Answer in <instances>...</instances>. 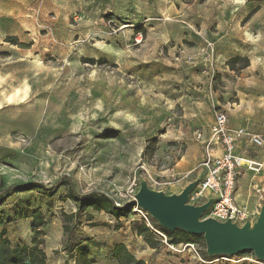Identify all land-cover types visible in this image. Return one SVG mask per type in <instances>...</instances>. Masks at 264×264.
<instances>
[{"label":"rangeland","instance_id":"1","mask_svg":"<svg viewBox=\"0 0 264 264\" xmlns=\"http://www.w3.org/2000/svg\"><path fill=\"white\" fill-rule=\"evenodd\" d=\"M237 57L249 66L232 71L227 62ZM218 112L230 129L264 138V0H0L4 187L64 180L117 207L133 202L143 182L172 195L204 176V142ZM247 146L251 159L264 160V147ZM247 163L238 189L255 196L242 205L252 217L264 208V162ZM67 195L66 186L53 196L9 194L0 203V231L13 247L31 246L29 216L39 209L48 264H74L77 245L95 264H118L119 245L144 264H202L154 233L152 248L137 235L133 210L121 219L93 209L77 214ZM63 213L75 214L70 236ZM193 242L202 258H220L207 256L204 237Z\"/></svg>","mask_w":264,"mask_h":264},{"label":"built area","instance_id":"2","mask_svg":"<svg viewBox=\"0 0 264 264\" xmlns=\"http://www.w3.org/2000/svg\"><path fill=\"white\" fill-rule=\"evenodd\" d=\"M201 138L202 136L199 135ZM245 141L249 146L264 147V138L261 135L249 133L246 129L232 130L229 128V120L226 114L218 112L215 114V121L211 126V137L204 142L206 145V156L201 164L205 172V177L200 180L189 196V202L204 204L210 199H214L209 209V217L219 222L232 221L238 225H243L251 220V216L245 208H240L236 204L235 192L237 187L240 169L243 167L244 159L237 154V148L241 142ZM215 148L222 150L220 155H214ZM251 163V162H250ZM135 214L140 217V221L171 248L175 245L168 243L167 237L161 233L159 227L154 223L151 215L143 209L135 206ZM195 243L179 244L181 250H192L198 262L202 264H212L215 260L202 258ZM228 262L229 258L222 256L219 259ZM242 261L249 264H264L255 256L244 257Z\"/></svg>","mask_w":264,"mask_h":264},{"label":"trees","instance_id":"3","mask_svg":"<svg viewBox=\"0 0 264 264\" xmlns=\"http://www.w3.org/2000/svg\"><path fill=\"white\" fill-rule=\"evenodd\" d=\"M244 63L240 70H243L249 66V60L247 58H233L227 62V65L232 71H237V64ZM238 70V71H240ZM68 187L67 200H71L77 208V214L87 211L88 209H93L96 212H105L112 215L117 219L127 217L130 211L133 210V206L130 204L124 206H116L115 201L105 195L99 193H90L86 195L78 194L70 182H65L61 180L53 187H47L40 183H27L11 185L8 187L3 186V181L0 174V203L4 202L9 194L13 193H25L36 190H41L50 196L61 187ZM63 216V229L65 234L71 235L73 228L68 226V223L75 218V214H62ZM33 219L32 232L34 237L32 239V245H20L13 247L10 240L7 238V232L5 229L0 231V264H48L47 255L42 245L44 244L41 237L45 235V228L47 227V221L41 210L37 209L31 212L29 216ZM4 225V220L0 217V226ZM152 231L146 226L145 223L141 222V225L137 229V235L144 237L145 241L152 247L157 248L156 243L152 242V237L150 236ZM168 237V242L170 245L188 244L193 237H203L193 234H189L180 229H176L173 232H166ZM194 243V242H193ZM196 244V243H195ZM78 252L77 264H93L94 260L89 258V251L80 245L76 246ZM67 253H72L73 249H66ZM113 258L118 264H144L142 261H138L134 256L127 250L124 245H119L114 252ZM207 260H209L207 258Z\"/></svg>","mask_w":264,"mask_h":264},{"label":"water","instance_id":"4","mask_svg":"<svg viewBox=\"0 0 264 264\" xmlns=\"http://www.w3.org/2000/svg\"><path fill=\"white\" fill-rule=\"evenodd\" d=\"M197 184V181L189 184L181 194L166 195L150 189L143 182L130 205L148 212L162 228L170 232L180 229L203 236L209 258L251 252L264 262V208L255 222L247 221L241 226L232 221L219 222L210 217L203 218L214 199L200 205L189 204L190 193Z\"/></svg>","mask_w":264,"mask_h":264},{"label":"crops","instance_id":"5","mask_svg":"<svg viewBox=\"0 0 264 264\" xmlns=\"http://www.w3.org/2000/svg\"><path fill=\"white\" fill-rule=\"evenodd\" d=\"M214 123V122H213ZM246 146H247V144H246V142H242L239 146H238V148H237V154L239 155V156H241L243 159H244V161L245 162H264V160L263 159H261L260 157L258 158V159H251L250 158V155H251V152H249V150H248V146H247V148H246ZM220 152V151H219ZM221 154V153H220ZM205 177V172H204V176L202 177V179ZM239 178V177H238ZM201 179V180H202ZM184 189H181V191H179V192H173L172 193V195L173 194H181V192L183 191ZM236 192H237V194H236ZM236 192H235V199H236V204H237V206H239L240 208L242 207L243 208V206L245 205V198H246V196L248 195V191H247V189L246 188H244V186H242V187H240L239 189H238V181H237V187H236ZM252 197H255L252 193L251 194H249L248 195V199H251ZM252 199H254V198H252ZM243 205V206H242ZM253 204H251V206L250 207H253L252 206ZM249 207V206H248ZM259 210V209H258ZM259 214H260V210L258 211V212H256V214H254V215H252V217H251V222H255L256 220H257V218H258V216H259ZM72 254V253H71ZM133 255V254H132ZM70 255H65V257L67 258V257H69ZM254 256V255H253ZM76 257V256H75ZM249 257H252V256H249ZM244 257H242V258H240V259H229L228 260V262L226 263V264H249L248 262H246V261H242V259H243ZM50 262V264L53 262V259L52 260H50L49 261ZM74 264H77V260H75V263ZM93 264H95V262L93 263ZM212 264H225V263H221L220 262V260H216L215 259V261L212 263Z\"/></svg>","mask_w":264,"mask_h":264},{"label":"bare ground","instance_id":"6","mask_svg":"<svg viewBox=\"0 0 264 264\" xmlns=\"http://www.w3.org/2000/svg\"><path fill=\"white\" fill-rule=\"evenodd\" d=\"M244 163H247V162H245V161H243ZM248 164V163H247ZM250 164V163H249Z\"/></svg>","mask_w":264,"mask_h":264}]
</instances>
